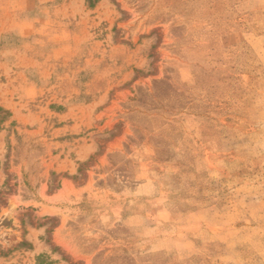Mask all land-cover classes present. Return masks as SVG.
Instances as JSON below:
<instances>
[{"label": "rangeland", "instance_id": "1", "mask_svg": "<svg viewBox=\"0 0 264 264\" xmlns=\"http://www.w3.org/2000/svg\"><path fill=\"white\" fill-rule=\"evenodd\" d=\"M0 264H264V0H0Z\"/></svg>", "mask_w": 264, "mask_h": 264}]
</instances>
